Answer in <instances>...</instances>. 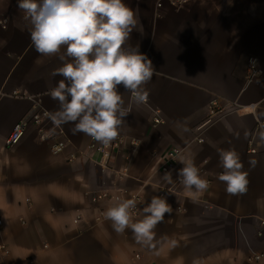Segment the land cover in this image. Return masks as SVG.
<instances>
[{"label":"crops","instance_id":"0c3cea01","mask_svg":"<svg viewBox=\"0 0 264 264\" xmlns=\"http://www.w3.org/2000/svg\"><path fill=\"white\" fill-rule=\"evenodd\" d=\"M123 2L139 20L129 44L139 45L156 72L146 86L148 105L134 107L124 118V142L111 164H126L129 175L116 178L87 157L66 161L67 152L89 139L74 135L72 123L61 127L69 141L64 153H51L32 124L17 144L4 146L13 124L33 110L28 98L12 93L36 97L45 111H55L59 104L48 91L63 77L50 75L60 61L35 63L38 53L17 0H0V19H7L0 25V41L6 42L0 46V243L6 247L0 264H192L194 257L201 264H264V147L257 136V152L247 151L255 117H264V108L227 112L202 132V142L195 139L211 99L247 106L264 97V73L246 80L248 57H257L264 69V0H190L178 10L164 7L160 16L154 14V0ZM118 91L127 102L129 93L122 85ZM153 109L161 118L157 124ZM43 124L50 128L51 121L45 116ZM171 147L204 169L207 191L193 196L176 182L183 167L178 159L169 171L173 184L162 179L160 166ZM229 148L240 154L248 172L243 194L229 195L217 179L218 149ZM250 159L257 161L255 167ZM117 188L139 196L134 220L164 192L172 213L154 230L160 241L155 250L137 244L130 229L117 234L111 221L95 220L91 194Z\"/></svg>","mask_w":264,"mask_h":264},{"label":"clouds","instance_id":"9594fccd","mask_svg":"<svg viewBox=\"0 0 264 264\" xmlns=\"http://www.w3.org/2000/svg\"><path fill=\"white\" fill-rule=\"evenodd\" d=\"M17 5L38 53L35 63L41 65L52 59L61 62L50 72L52 77H63L48 91L59 104L57 110L45 112L53 125L50 135L72 123L74 135L83 133L109 146L120 136L124 118L134 107L148 105L146 86L156 72L139 45L129 44L130 34L139 24L136 11L123 0H17ZM4 43L0 41V46ZM121 85L129 93L127 102L118 91ZM244 135L247 138L248 132ZM256 136L258 146L264 147V127ZM218 154L222 171L217 179L225 184L226 193H245L248 172L240 154L234 148L218 149ZM177 159L183 165L178 170L183 188L193 196L207 191L209 181L202 177L194 157L180 154ZM256 163L249 160L251 167ZM162 179L173 184L171 172H165ZM136 207L135 198L118 197L103 216L117 234L130 229L137 244L155 250L160 241L154 230L166 213H172V207L166 198L153 196L143 207L142 218L134 220ZM192 264H201L200 259L194 257Z\"/></svg>","mask_w":264,"mask_h":264},{"label":"built area","instance_id":"2783aa9c","mask_svg":"<svg viewBox=\"0 0 264 264\" xmlns=\"http://www.w3.org/2000/svg\"><path fill=\"white\" fill-rule=\"evenodd\" d=\"M190 0H154V14L155 16H160L164 7L168 6L172 9L178 10L184 7ZM7 24V19L5 17L0 19V25L5 27ZM255 62V63H253ZM264 73V69H262L259 65L258 58L255 56H250L247 59V81H253L257 77H260ZM17 97H26L33 104V110L26 117L16 121L11 127L10 131L3 139V144L5 147H12L17 144L24 132L28 124H32L36 129V135L39 141L50 143V151L53 154H61L64 153L69 141L65 138V134L62 128L55 129L54 134L50 135L51 130L53 129V125L51 122L50 128H45L43 124V118L45 117V110L41 107L39 99L30 95H26L24 93H19L14 91L12 93ZM246 108L247 110L254 112L256 109L264 108V97L259 99L258 101L251 103L250 105L243 106L238 101H232L228 104H221L216 98H213L209 101L207 105V114L205 118L196 125V130L198 131L195 136L196 141L202 142L203 136L202 132L212 125L215 121L221 118L225 113L231 111H237ZM154 117L153 124H157L160 122L161 118L159 116V111L157 109H153ZM264 127V117L260 118L258 116L255 117V125L253 128V133L251 137L247 141V151L249 153H256L257 147L255 146L256 134ZM124 142V137L119 136L116 140H114L109 146L105 147L100 143L92 140L90 137L88 142L83 148H78L71 150L66 153L65 158L67 162H74L81 157H87L93 163H95L101 171H112L113 175L116 178H122L129 175V167L125 164L120 168H115L111 164L112 155L115 151L121 146ZM134 144V143H133ZM53 148L57 149V151H53ZM181 152V149L178 147H171L166 151V161L160 166L161 172H169L177 163V158ZM200 173L204 171L202 167H199ZM176 182L179 183L178 177L176 178ZM164 192H160L159 196H163ZM135 198L137 201V207L135 209V216L139 213V196L136 193L128 192L125 189L117 188L114 191L105 189L94 192L90 196V201L95 204V220L101 221L104 218L103 212L112 205L115 198ZM181 207L178 206L177 209ZM79 215L73 219L74 222H77L79 219ZM1 224V220H0ZM259 234H261L259 232ZM6 252V247L3 243H0V255ZM138 257V254H135ZM261 257V254H256L253 256L255 260H258Z\"/></svg>","mask_w":264,"mask_h":264}]
</instances>
